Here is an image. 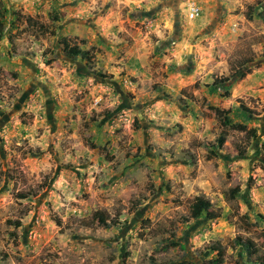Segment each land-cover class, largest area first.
I'll return each instance as SVG.
<instances>
[{
  "label": "rangeland",
  "instance_id": "obj_1",
  "mask_svg": "<svg viewBox=\"0 0 264 264\" xmlns=\"http://www.w3.org/2000/svg\"><path fill=\"white\" fill-rule=\"evenodd\" d=\"M225 1L0 0V264H254L236 237L264 252V0L240 25ZM199 197L221 216L191 218Z\"/></svg>",
  "mask_w": 264,
  "mask_h": 264
},
{
  "label": "trees",
  "instance_id": "obj_2",
  "mask_svg": "<svg viewBox=\"0 0 264 264\" xmlns=\"http://www.w3.org/2000/svg\"><path fill=\"white\" fill-rule=\"evenodd\" d=\"M254 4H250L248 6L249 14L247 15V18H250L252 14L254 13ZM27 22L32 23L30 21V17L27 18ZM41 30H45V25L39 26ZM72 38H64L62 40V44L64 45V49L67 51V53L72 57L75 58L77 56L81 57L83 60H86L87 62L94 61L95 54L93 53L94 48L84 49L81 47L80 44L75 43L72 44L71 41ZM82 43H84V40H82ZM102 76H109L112 77V75H106L100 73ZM239 80V79H238ZM240 107L244 110H246L249 114H258L259 112L256 111L253 108H249L246 106L245 102H240ZM207 108L214 112L215 115L218 117V119L225 123L229 128L239 131H247L248 126L241 122H234L232 118L230 117L231 108L223 109L214 105H207ZM216 142L218 143L219 148H223L226 142V136L220 134L216 137ZM94 147V144H92ZM243 153L245 150H241ZM242 154V153H241ZM240 191L239 188H235L233 190L234 194H237ZM19 198H27L29 197V193H19ZM205 215L208 219L214 220L221 216V211L217 208H213L212 203L203 197L196 198V200L193 202L191 206V218L198 219L202 215ZM243 218V217H242ZM56 221L58 224H61V221L56 218ZM92 221L97 224V226L102 228H111L118 226L121 221L118 218H111L108 214H106L102 210H97L93 213ZM236 240L240 246H243L246 252L249 255V261L254 264H264V252H259V247L256 241H254L250 237H244V236H237ZM262 240L264 242V234H262ZM219 257L217 259L211 260V264H221L222 262V251L219 250L218 252Z\"/></svg>",
  "mask_w": 264,
  "mask_h": 264
},
{
  "label": "crops",
  "instance_id": "obj_3",
  "mask_svg": "<svg viewBox=\"0 0 264 264\" xmlns=\"http://www.w3.org/2000/svg\"><path fill=\"white\" fill-rule=\"evenodd\" d=\"M225 4H221L220 5V9H222L223 12H227L228 16L231 17V22L234 21V23H236L237 25H240V21H242L243 23H245L246 20V15H245V11L246 8H248V6L251 4L250 2L246 3V0H226L224 2ZM241 8V13H232L234 9H238ZM230 21H224V22H220V25L222 26V28H226L230 26Z\"/></svg>",
  "mask_w": 264,
  "mask_h": 264
},
{
  "label": "built area",
  "instance_id": "obj_4",
  "mask_svg": "<svg viewBox=\"0 0 264 264\" xmlns=\"http://www.w3.org/2000/svg\"><path fill=\"white\" fill-rule=\"evenodd\" d=\"M202 14V7L201 5L196 2L192 1L188 6V17L190 19H195Z\"/></svg>",
  "mask_w": 264,
  "mask_h": 264
}]
</instances>
